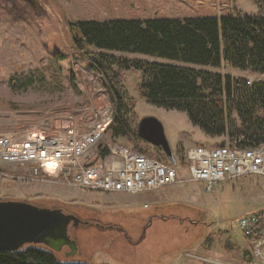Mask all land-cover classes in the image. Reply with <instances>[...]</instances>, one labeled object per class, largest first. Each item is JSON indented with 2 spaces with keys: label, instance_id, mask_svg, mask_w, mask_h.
<instances>
[{
  "label": "rangeland",
  "instance_id": "rangeland-1",
  "mask_svg": "<svg viewBox=\"0 0 264 264\" xmlns=\"http://www.w3.org/2000/svg\"><path fill=\"white\" fill-rule=\"evenodd\" d=\"M226 13L264 14V0H0V134L6 130L35 135L83 132L103 107L110 105L114 116L104 77L74 48L69 21L219 17ZM104 52L166 61L144 54ZM195 67L249 81L264 80V74L225 63ZM123 74L134 99V114L153 115L162 122L173 156L167 157L139 136L134 140L112 138L108 128L101 142L138 145L173 163L176 158L183 159L188 146L231 143L227 134H205L184 111L166 109L143 98L138 70L131 68ZM67 183L42 171L35 174L30 164L0 165V200L58 207L83 220L68 225L77 245L73 255L67 254V246L52 250L57 260L65 263L209 264L205 259L243 263L250 246L236 219L264 204L261 175L221 180L211 190H206L204 182L176 183L138 193L91 191ZM233 245L239 246L241 253L231 252Z\"/></svg>",
  "mask_w": 264,
  "mask_h": 264
},
{
  "label": "trees",
  "instance_id": "trees-1",
  "mask_svg": "<svg viewBox=\"0 0 264 264\" xmlns=\"http://www.w3.org/2000/svg\"><path fill=\"white\" fill-rule=\"evenodd\" d=\"M68 29L74 48L104 77L114 108L108 126L112 138L138 137L135 124L139 116L133 112L134 99L123 74L133 68L140 72L138 89L147 101L184 111L205 134H227L231 141L210 146L254 147L264 143V80L247 83L243 77L195 67L225 63L264 74V14L78 19L69 21ZM104 51L144 54L166 61L131 59ZM133 148L148 154L138 145ZM104 154L101 150L99 155ZM229 249L241 253L239 246ZM0 264L82 263L60 262L45 244L28 243L15 250L0 249Z\"/></svg>",
  "mask_w": 264,
  "mask_h": 264
},
{
  "label": "built area",
  "instance_id": "built-area-1",
  "mask_svg": "<svg viewBox=\"0 0 264 264\" xmlns=\"http://www.w3.org/2000/svg\"><path fill=\"white\" fill-rule=\"evenodd\" d=\"M252 81L247 80V83ZM99 117L83 132L58 131L33 134L6 130L0 134V165L30 164L67 184L91 191L138 193L176 183L204 182L206 190L219 181L245 175L264 177V143L254 147L191 145L176 162L135 150L120 142L103 143L100 138L113 118L104 106ZM100 143V146L98 144ZM105 154L100 156V151ZM54 162L47 169L44 160ZM184 173V175H183ZM250 246L243 263L207 260L209 264H264V204L236 219Z\"/></svg>",
  "mask_w": 264,
  "mask_h": 264
},
{
  "label": "water",
  "instance_id": "water-1",
  "mask_svg": "<svg viewBox=\"0 0 264 264\" xmlns=\"http://www.w3.org/2000/svg\"><path fill=\"white\" fill-rule=\"evenodd\" d=\"M136 132L140 138L159 147L167 157L173 156L163 124L157 117H139ZM76 221V216L60 208L38 206L22 200H0V249L15 250L28 243H43L53 251L67 246V254L73 255L77 245L67 231L69 223Z\"/></svg>",
  "mask_w": 264,
  "mask_h": 264
},
{
  "label": "bare ground",
  "instance_id": "bare-ground-1",
  "mask_svg": "<svg viewBox=\"0 0 264 264\" xmlns=\"http://www.w3.org/2000/svg\"><path fill=\"white\" fill-rule=\"evenodd\" d=\"M43 162H44L45 167H46V163H47V167L49 169L53 170V168H54V162H53V160L47 159V160H44Z\"/></svg>",
  "mask_w": 264,
  "mask_h": 264
},
{
  "label": "flooded vegetation",
  "instance_id": "flooded-vegetation-1",
  "mask_svg": "<svg viewBox=\"0 0 264 264\" xmlns=\"http://www.w3.org/2000/svg\"><path fill=\"white\" fill-rule=\"evenodd\" d=\"M62 210V209H61ZM63 211V210H62ZM64 212V211H63ZM66 213V212H65ZM71 214V213H70ZM74 216H76L77 217V221L74 223L75 225H77L78 223H80V222H83V220L79 217V216H77V215H75V214H73ZM68 232V231H67ZM68 235H69V233H68ZM71 237V236H70Z\"/></svg>",
  "mask_w": 264,
  "mask_h": 264
},
{
  "label": "crops",
  "instance_id": "crops-1",
  "mask_svg": "<svg viewBox=\"0 0 264 264\" xmlns=\"http://www.w3.org/2000/svg\"><path fill=\"white\" fill-rule=\"evenodd\" d=\"M261 80H262V79H261ZM46 168H47V169H49V168L47 167V163H46ZM189 254H190V253H189ZM217 260H223V261H224V260H225V261H231V260H226V259H217Z\"/></svg>",
  "mask_w": 264,
  "mask_h": 264
}]
</instances>
